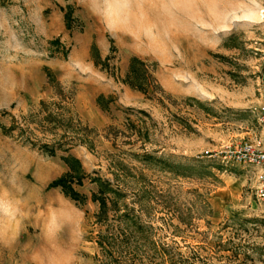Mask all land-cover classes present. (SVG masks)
Masks as SVG:
<instances>
[{"label": "rangeland", "instance_id": "1", "mask_svg": "<svg viewBox=\"0 0 264 264\" xmlns=\"http://www.w3.org/2000/svg\"><path fill=\"white\" fill-rule=\"evenodd\" d=\"M263 106L264 0H0V264H264Z\"/></svg>", "mask_w": 264, "mask_h": 264}, {"label": "built area", "instance_id": "2", "mask_svg": "<svg viewBox=\"0 0 264 264\" xmlns=\"http://www.w3.org/2000/svg\"><path fill=\"white\" fill-rule=\"evenodd\" d=\"M260 123L264 124V106ZM225 158L232 165H241L253 170L255 174L254 196L256 200L264 204V137L238 144Z\"/></svg>", "mask_w": 264, "mask_h": 264}, {"label": "trees", "instance_id": "3", "mask_svg": "<svg viewBox=\"0 0 264 264\" xmlns=\"http://www.w3.org/2000/svg\"><path fill=\"white\" fill-rule=\"evenodd\" d=\"M64 161H66V163H68V165L70 166L71 169V173H73L74 175H76V179H77V183L81 184L82 181V176L79 175V168H77V164H79L76 160L67 157L64 159ZM99 183V194L97 195V197L100 199V204L102 205L103 208H105V210L107 209L108 204L107 202V198L105 197L108 193L110 194V192L108 191V183L103 181L102 179L98 180ZM61 187L63 189V191H65V193L67 195H70L73 199H80V195L78 194V192H76V190L73 189V187L71 186V182L69 180V178H61L55 182H53L52 187Z\"/></svg>", "mask_w": 264, "mask_h": 264}]
</instances>
